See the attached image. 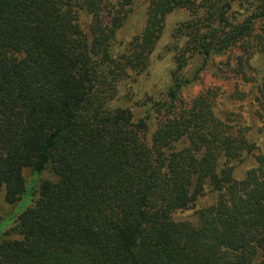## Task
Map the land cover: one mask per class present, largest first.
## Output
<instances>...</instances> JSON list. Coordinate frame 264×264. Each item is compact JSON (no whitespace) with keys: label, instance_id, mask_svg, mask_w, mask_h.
Returning <instances> with one entry per match:
<instances>
[{"label":"trees","instance_id":"obj_1","mask_svg":"<svg viewBox=\"0 0 264 264\" xmlns=\"http://www.w3.org/2000/svg\"><path fill=\"white\" fill-rule=\"evenodd\" d=\"M235 1L151 0L144 31L125 43L118 34L134 0H0V197L20 203L40 176L5 235L17 239L0 241V264H264V155L237 178L252 144L206 100H182L236 45L246 47L238 73L260 83L245 65L264 61V0H245L231 24ZM182 8L192 18L174 33L185 41L179 73L166 100L136 119L114 102ZM194 57L200 70L180 76ZM46 172L54 180L42 181ZM207 192L217 200L196 222L174 218Z\"/></svg>","mask_w":264,"mask_h":264},{"label":"rangeland","instance_id":"obj_2","mask_svg":"<svg viewBox=\"0 0 264 264\" xmlns=\"http://www.w3.org/2000/svg\"><path fill=\"white\" fill-rule=\"evenodd\" d=\"M133 11L125 21L118 34V40L128 43L136 36L141 35L147 24L148 11L151 0H134ZM234 9L229 14L231 24L241 21L244 16L247 1L236 0ZM244 6V7H243ZM189 10L182 8L173 11L165 20L164 30L160 41L156 44L149 58V66L142 73H131L120 88L115 107L130 110L136 119L145 115V112L158 101L166 100L169 88L173 84L179 64L177 57L184 47V42L179 43L174 38V33L182 24L192 17ZM258 32H264V23L258 25ZM244 46L236 45L230 52L215 57V61L204 71L199 79L182 93L184 106H192L196 100L204 99L210 105L218 120L233 132H241L250 142L252 152L247 153L241 163L235 165V176L243 179L246 175L259 168L258 159L264 155V61L261 55L256 54L250 64L245 65L247 76L259 78L260 83H246L242 74L238 73V58L245 52ZM201 68V59L194 57L180 71V76H195ZM162 114L155 116L150 123L149 138L156 131ZM24 178L31 182L30 171L24 172ZM44 180H54L50 172L42 176ZM40 176L35 175V180L28 186V191L20 203L10 205L5 202L4 194L0 197V241L2 238L17 239L16 234L5 236L15 227L19 216L32 204L34 185ZM217 198L209 192L198 197L195 204L186 211L174 215L176 220L197 221V213L213 204Z\"/></svg>","mask_w":264,"mask_h":264}]
</instances>
